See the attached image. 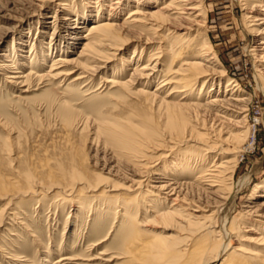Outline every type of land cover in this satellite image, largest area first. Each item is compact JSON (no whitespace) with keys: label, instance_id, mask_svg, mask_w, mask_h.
Here are the masks:
<instances>
[{"label":"rangeland","instance_id":"rangeland-1","mask_svg":"<svg viewBox=\"0 0 264 264\" xmlns=\"http://www.w3.org/2000/svg\"><path fill=\"white\" fill-rule=\"evenodd\" d=\"M43 1L38 6L26 0H0V62L13 67L10 70L0 69V214H5L0 226V264H20L7 260L4 257L5 251L24 255L33 264H51L65 253L77 258L64 262L65 264H124L119 258L120 253L128 243L135 240L132 237H137V232L132 229L133 224L137 225L138 231L141 230L143 238L152 234L167 236L175 232H163L164 224L154 222L149 215L145 216L148 219L145 222L142 215L127 219L129 217L123 213L124 210L122 213L117 212L118 204L125 201L122 195H131L130 180L133 178L132 171L137 168L133 166L135 161L118 154L117 148L109 142L107 136L98 133V128L104 122L103 119L105 122L109 120L108 123H137L151 118L159 128L164 125L167 117L164 106L160 108L157 101L147 100L132 91L145 85L152 90L157 81L164 77L172 62L173 50L170 49L165 54L167 58L150 79L151 82H139L130 89L118 88L112 83L105 84L102 76L113 75L111 79L123 80L130 78L133 63L139 57L141 49H144V53H141L137 64L139 66L146 62L147 54L152 53V49L161 43L160 39L150 40L151 35L147 30L123 29L121 41L118 39L115 42L118 46L104 50L106 53L101 54L100 70L91 71L88 78L78 84L77 81H71L80 70L65 77L64 81L51 79L47 73L51 60L62 54L65 57L76 56L80 44H70L80 41L75 37L78 33L85 32L98 9L102 11L104 18L109 6L116 0ZM142 1L154 8L161 6L166 0ZM199 1L203 21L189 26L184 32H187L194 52L198 51L199 45L214 52L218 64L212 67L207 62L203 61V64H207L209 69L222 70L226 74L209 76L200 94L198 89L201 85L197 83L188 101L203 102L208 95L222 92L229 80H235L239 91L246 97V117L238 128L223 123L225 128L220 134L230 132L238 136L239 145L245 151L238 157L239 164L232 180V188L227 190L230 193L237 190L234 195H230L231 198L222 200L212 196L198 197L195 190H188V194L191 193L195 201L205 205L204 209L218 211L219 214L217 212L215 217L227 215L229 219L234 215L236 224L243 222L245 226L254 227L258 217L247 216L244 211L260 201V193L255 186L264 182V72L259 71L260 64L257 65L249 50L257 45L260 38H264V34L250 30L252 21L246 19V8L255 5L254 12L264 17V0ZM134 2L135 0H120L115 9L117 11H113L115 23L123 21ZM87 13L92 14V18H84ZM76 14L78 19L74 20ZM66 17L70 19L65 20ZM146 38L150 42H146ZM168 38L166 36L163 40L160 50H168L171 42ZM62 45L71 47L60 51ZM13 48L18 51L15 55ZM4 52L6 56L1 57ZM183 55V58L187 57ZM38 57L43 58L42 63ZM20 65L24 72H36L24 93H19L16 85L7 78L9 71L16 70ZM161 91L157 92L161 96L167 92L163 89ZM180 96L181 93L177 92L173 100ZM201 110L184 111L189 125H194L197 130H200L202 122L206 125L202 124L201 128L204 129L212 122L210 113ZM196 116L198 119H195ZM163 128L159 129L157 137H153V145L143 147L142 154L157 157L159 153L165 152L166 146L170 145L169 141L175 137V132ZM189 145H194V142H190L186 148L190 149ZM150 148L152 149L149 150ZM183 150L176 151L174 154L177 156L173 154L174 156L164 158L157 166L158 170L166 166L173 169L171 161L179 158ZM191 150L195 153L194 147ZM208 161V164L211 163V160ZM169 168L166 171H170ZM183 177L177 178L180 180ZM244 177L246 179L241 186L240 181ZM97 184L98 191L99 188L104 191L102 200L95 197L94 192L86 191L87 186L91 188ZM110 195L115 198H105ZM140 204L146 207L142 200ZM251 219L255 221L251 222ZM239 234L249 233L240 231ZM133 244L134 249H137V243ZM46 255L49 261L43 263L42 259ZM211 264H217V261Z\"/></svg>","mask_w":264,"mask_h":264},{"label":"bare ground","instance_id":"bare-ground-1","mask_svg":"<svg viewBox=\"0 0 264 264\" xmlns=\"http://www.w3.org/2000/svg\"><path fill=\"white\" fill-rule=\"evenodd\" d=\"M26 1L38 6L44 2L43 0ZM199 2V0H166L161 6H154L152 8L148 7L142 0H135L134 6H131L132 9L128 11L124 19L122 18L123 21L117 24L114 22L116 18L113 19L115 16L113 11H117L115 9L119 6L117 4H120V0H116L111 3L114 6L109 4L108 13L107 15L105 14L106 17L103 18L102 11L98 9L96 15H93V22H89L90 24L85 29V32L78 33L77 37H75V39L80 41L73 42L70 45L80 44L76 56L65 57L66 55L64 56L63 54L57 55L51 60L49 65L47 73L49 78L54 80L62 79L64 81L65 77L74 74L76 70H80L71 81H77L78 84L81 80L87 79L91 71L97 72L102 68L100 64L101 54H105L106 50L114 49L118 46V43L115 42L120 39L123 29L147 30L151 35V37L148 35L150 40L155 41V39H160L161 43L166 36L171 40L168 45L169 48H167L168 50L164 51L160 50L161 43L156 42L158 43V47L152 49V53L147 54L146 62L139 66L137 64L141 59L142 50H144L141 47V53L133 63L134 66L131 69L130 78L123 80L115 77L116 79H111L113 75L101 77L102 82L105 84L112 83L113 86L118 88L130 89L134 84L152 79L155 72L161 67L165 58H167L165 54L170 49L173 50L172 56L170 55L172 62L169 63L170 65L163 75L164 77L154 85L155 87L149 90L145 85L132 91V93L144 96L147 100L157 101L160 108L164 106L165 113H167L164 125L159 128L151 118H145V120L137 123L129 121L108 123V119L107 122L103 119L104 122L99 124L98 128V133L100 132L107 136L109 142L117 148L118 154L123 158L135 161L133 166L137 168L136 171H132L133 178L130 180L131 195H122L125 201L118 204L119 209L117 212L122 213L121 211L124 210L123 213L128 214L129 218L127 219L142 215L141 217L145 222H148L145 216L149 215L154 219V222L164 224L163 232L168 230L175 232V234L167 236L152 234L143 238L141 230L138 231L137 225L133 224L132 229L137 232L135 233L137 237H132L135 240L128 243L120 253L121 256L119 258L123 260L124 264H211L216 261L217 264H264V182L255 186L256 191L260 193V201L252 207L250 206L249 210L244 211V214L247 216L253 215L258 217L254 223V227H250L251 225L245 226L243 222L239 225L236 224L237 219L234 215H231L229 219L226 217L227 215H223L221 218L220 216L215 217L214 215L218 211L210 212L204 209L205 205L195 201L191 193L190 195L188 194L190 190H195L198 197L208 198L212 196L228 200L230 195H234L237 191L232 189L234 192L230 193L227 190H231L230 188H232V180H234L233 178L239 164L238 157L245 151L239 145L238 136L230 132L224 135L220 134L221 130L225 128L223 127V123L232 124L233 127L238 128L241 127L246 117V97L239 91L235 80H229L222 92L218 91L213 95H208L203 102L188 101V97L195 90L197 83L201 85V88L198 89V93L200 94L203 92V86L208 82L209 76L226 74L222 70L209 69L218 64L214 52L202 45H199L201 48L199 47L198 51L195 50L197 52H194L193 47L190 45L192 42H189V36L187 37V32H184L189 26L201 22L202 6L200 7ZM246 2L247 5L248 1ZM253 6L255 5H252V7L247 6L246 8V19L252 21V24L249 26L250 30L257 32V34H264V27L262 26L264 24V17L257 15ZM76 17L73 19H78V14H76ZM88 17L92 18V14H85L84 18ZM66 19L70 18L66 17ZM149 38H146V42H150ZM70 47L62 45L60 51L63 48L66 50V48ZM16 50H19V48L17 49L16 47ZM249 51L255 58L257 65L260 64L258 66L260 67L259 71L261 73L264 72V38H260L257 45ZM14 53H18V51H15V48H13ZM183 54L187 55V57L183 58ZM190 54L191 56H189ZM4 56H6L5 52L1 54V57ZM38 58L39 62L42 63L43 58ZM7 61L9 60L7 59ZM203 61L211 66L208 68L207 64H203ZM23 67L17 66L16 70L9 71L10 74L7 75L9 82L16 85L19 93H24L28 90L27 84L36 73L31 70L24 72ZM10 68H13L11 64L0 62V69L10 70ZM162 89L167 90L163 96L157 93ZM177 92H180L181 96L179 99L173 100ZM64 102L63 100V104ZM199 108L206 113H210L212 117V122H209L210 125L208 123V128L205 127L206 129L201 128L202 124L206 126L202 122L203 120L201 121L200 130H203V132L197 130L194 125H189V119L184 114L186 110ZM195 119H198L197 116ZM69 123L71 124V122ZM163 127L175 132V137L169 141L170 145L166 146L165 152L163 154L159 153L156 155L157 157L153 155H151L152 157H148L142 154L143 147H148L150 144L153 145L155 142L153 137ZM190 142H194V145H189L190 149L186 148ZM193 147L195 153L191 150ZM116 148L113 149L116 150ZM182 150L183 154L171 161L173 169L165 165L164 169L158 170L157 166L164 158H169L176 151L180 152ZM216 155L220 157H216ZM208 160H211V163L208 164ZM72 168L75 167L73 166ZM168 168L170 171H166ZM185 175L192 177L188 178ZM178 176L184 177L178 180ZM245 179L246 177L240 181L241 186L243 181L245 182ZM98 186V184L91 188L87 186L86 191L94 192V196L102 200L101 198H104V191H100L101 188H99V192ZM77 195L79 194L77 193ZM105 198L112 199L115 197L110 195L109 197L105 196ZM141 200L145 202L146 207L140 204ZM4 218L5 214H0V226L3 224ZM254 221L251 219V222ZM145 231L147 232V230ZM240 231L249 234L241 235L239 234ZM173 238H176V240ZM133 243H137V249H134ZM4 257L11 262L33 264V261H30L28 257L13 252L5 251ZM46 257L47 255L42 259L43 263L49 261ZM57 258L51 264H65L64 262L77 260V258L67 256L66 253Z\"/></svg>","mask_w":264,"mask_h":264}]
</instances>
